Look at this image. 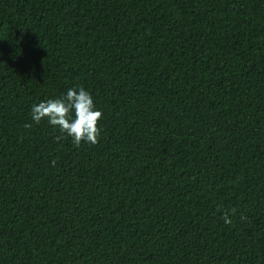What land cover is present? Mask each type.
I'll use <instances>...</instances> for the list:
<instances>
[{
    "label": "trees",
    "instance_id": "16d2710c",
    "mask_svg": "<svg viewBox=\"0 0 264 264\" xmlns=\"http://www.w3.org/2000/svg\"><path fill=\"white\" fill-rule=\"evenodd\" d=\"M0 264H264V0H0Z\"/></svg>",
    "mask_w": 264,
    "mask_h": 264
},
{
    "label": "clouds",
    "instance_id": "9594fccd",
    "mask_svg": "<svg viewBox=\"0 0 264 264\" xmlns=\"http://www.w3.org/2000/svg\"><path fill=\"white\" fill-rule=\"evenodd\" d=\"M30 117L35 123L46 120L76 146L81 142L92 145L98 142V121L102 118V112L96 108L92 94L84 87L73 86L58 98L32 104ZM55 163L53 160V166ZM223 220L225 224L231 223L229 213L223 215Z\"/></svg>",
    "mask_w": 264,
    "mask_h": 264
}]
</instances>
